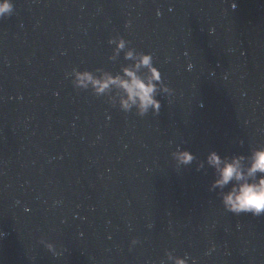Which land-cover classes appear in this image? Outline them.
<instances>
[{
  "label": "water",
  "instance_id": "1",
  "mask_svg": "<svg viewBox=\"0 0 264 264\" xmlns=\"http://www.w3.org/2000/svg\"><path fill=\"white\" fill-rule=\"evenodd\" d=\"M14 3L0 21V264H161L168 251L264 264V214L227 212L206 164L264 145V0ZM117 34L174 89L159 115L124 113L67 77L119 73ZM177 146L196 160L177 166Z\"/></svg>",
  "mask_w": 264,
  "mask_h": 264
},
{
  "label": "clouds",
  "instance_id": "2",
  "mask_svg": "<svg viewBox=\"0 0 264 264\" xmlns=\"http://www.w3.org/2000/svg\"><path fill=\"white\" fill-rule=\"evenodd\" d=\"M14 11V0H0V21L11 18ZM127 27H131V22ZM108 43L113 46L110 60L115 61L123 53L124 60L129 63L115 74L102 68L94 71L73 68L67 73L73 87L77 91L90 92L96 98H106L113 108L118 107L124 113L135 111L140 117L149 113L159 115L162 107L159 97L173 96L174 89L164 82L162 72L154 64L153 55L138 52L131 46L130 40L119 34L109 39ZM191 67L192 65H189V70ZM171 156L179 167L189 166L196 160L193 153L182 150L179 146ZM206 164L214 170L210 191L216 192L219 189L218 197L227 212L237 216L244 213L254 216L264 214V145L253 148L249 155L221 156L212 151L206 158ZM204 167L205 163L201 162L197 170ZM41 243L53 256L59 257L63 254L62 251H57L53 243L44 240H41ZM139 243V240L134 239L132 246ZM215 250L213 245L208 255ZM190 260L191 264H198L187 254L180 257L168 251L166 260H162L161 264H189Z\"/></svg>",
  "mask_w": 264,
  "mask_h": 264
}]
</instances>
